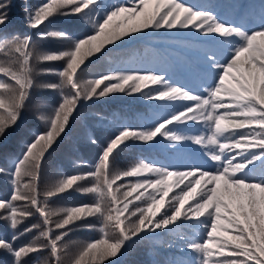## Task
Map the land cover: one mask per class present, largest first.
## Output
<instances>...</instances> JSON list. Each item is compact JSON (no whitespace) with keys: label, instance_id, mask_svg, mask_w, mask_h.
<instances>
[{"label":"snow or ice","instance_id":"obj_1","mask_svg":"<svg viewBox=\"0 0 264 264\" xmlns=\"http://www.w3.org/2000/svg\"><path fill=\"white\" fill-rule=\"evenodd\" d=\"M9 6L0 0V74L7 78L0 79V140L19 126L35 89L60 96L46 113L39 111L42 104L36 105L44 130L25 145L11 170L0 167V177L7 176L12 186L11 195L0 199V229L13 233L8 238L0 231V252L11 264H28V257L43 250L54 264H119L117 258L137 239L184 228L194 230L191 237L180 236L182 251L193 254L189 264H264V14L259 28L248 29L185 0H45L35 8L25 6L30 29L50 26L57 17H76L90 30L74 34L49 27L38 38L63 41L67 47L42 51L31 35L4 32ZM160 30H187L223 46L226 59L214 48L204 51L210 84L193 90L173 83L167 73L119 68L84 78L95 63L92 57L101 59L113 51L110 46L120 48L121 42ZM57 62L62 66L37 68ZM41 73L58 80L38 83ZM114 94L139 95L176 110L143 127L121 125L94 163L78 162L87 171L63 175L41 189L46 155L70 122L89 101ZM192 125L200 129L192 132ZM90 142L98 143L94 137ZM165 142L176 150L197 146L214 163L171 167L140 158L127 168L116 167L120 153L134 144ZM68 193L89 195L91 202L53 206L54 198ZM36 214L42 224L20 230ZM34 229H40L34 240L17 245ZM76 230L99 236L73 241L77 250L68 259L69 244L63 241Z\"/></svg>","mask_w":264,"mask_h":264},{"label":"trees","instance_id":"obj_2","mask_svg":"<svg viewBox=\"0 0 264 264\" xmlns=\"http://www.w3.org/2000/svg\"><path fill=\"white\" fill-rule=\"evenodd\" d=\"M6 2L10 6L6 9L8 23L4 26V32L7 34L18 33L21 36L31 35L37 41L39 50L58 51L67 47L66 42L63 41L40 40L38 38V33L49 30V27L68 29L74 34H83L90 30V25H86L76 17H57L50 26L30 29L25 19V6L35 8L45 0H6ZM108 2L112 3L116 0H108ZM118 2H124V0H118ZM185 2L209 7L220 18L243 25L248 29L259 28L262 23V14H264V0H185ZM121 43L122 47L120 48L110 46L113 47V51L109 52L107 56L101 54V59L97 60L92 57L91 59L95 63H92L88 68L84 78L91 79L116 68L155 71L167 73L171 81L177 85L200 90L202 86L212 82V77L208 74L206 62L203 59L204 51L214 48L218 51L221 59L227 58V52L223 46L209 41L207 38H198L187 30L183 32L160 30L144 38L130 40L127 44ZM0 59L3 57L0 56ZM85 64L87 65L88 61ZM61 66L62 62L41 63L37 65V68H59ZM0 79L7 78L0 74ZM36 80L38 83H45L56 82L58 78L54 75L41 73L36 77ZM59 101L60 96L56 91L44 89L33 91L31 103L24 112L19 126L11 130L5 139L0 140V167L11 170L17 160L22 157L25 145L34 138L35 133L44 130L45 124L37 118L36 105L42 104L43 107L39 111L46 113ZM160 103L147 101L139 95L127 96L123 94H114L104 99L89 101L81 110L79 117L70 122L69 130L54 145L51 155H46L40 177L41 189L49 186L63 175L87 171V167L78 166V162L94 163L100 154L101 147L107 143L121 125L143 127L176 110L175 107H162ZM199 129L200 125H192L190 131L194 132ZM92 137L98 141L97 144L90 142ZM140 158L151 159L171 167L189 165L212 167V163H214H210L197 146L189 144L176 150L167 147L165 142L155 146L134 144L120 153L117 157L116 167L127 168ZM11 193L12 186L7 176L0 177V199H7ZM90 202L91 196L89 195L68 193L62 197L54 198L52 204L53 206H65ZM56 219L58 217L53 218V220ZM33 224H42V219L38 214L27 219L20 230ZM182 230L185 237H191L194 233L193 229L184 228ZM0 231L4 230L0 229ZM39 232L40 229L28 232L16 242L17 245L31 242L39 235ZM12 234L11 231H4V235L8 238H11ZM98 236L99 233L96 231L76 230L71 232L63 241L69 244L68 259L77 250L73 241L83 243ZM183 244L185 245V241ZM188 254L192 260L193 254L191 252ZM117 259L119 264H173L167 253L157 250L150 243L149 237L137 239L127 252ZM0 264H11L10 257L3 252H0ZM28 264H54V258L48 250H43L28 257Z\"/></svg>","mask_w":264,"mask_h":264},{"label":"built area","instance_id":"obj_3","mask_svg":"<svg viewBox=\"0 0 264 264\" xmlns=\"http://www.w3.org/2000/svg\"><path fill=\"white\" fill-rule=\"evenodd\" d=\"M175 235L176 236H178L179 235V232H175ZM161 247H163V248H167L168 247V245L167 244H162V245H160ZM171 248H172V250H174L175 251V253H177L178 251H180L176 246H171Z\"/></svg>","mask_w":264,"mask_h":264}]
</instances>
